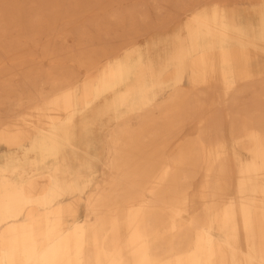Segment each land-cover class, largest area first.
I'll return each mask as SVG.
<instances>
[{
	"label": "bare ground",
	"instance_id": "1",
	"mask_svg": "<svg viewBox=\"0 0 264 264\" xmlns=\"http://www.w3.org/2000/svg\"><path fill=\"white\" fill-rule=\"evenodd\" d=\"M113 1L0 0V70L59 24L88 42L84 13L123 23ZM192 1L156 59L131 42L71 57L81 78L0 82L18 108L0 121V264H264V0Z\"/></svg>",
	"mask_w": 264,
	"mask_h": 264
},
{
	"label": "rangeland",
	"instance_id": "2",
	"mask_svg": "<svg viewBox=\"0 0 264 264\" xmlns=\"http://www.w3.org/2000/svg\"><path fill=\"white\" fill-rule=\"evenodd\" d=\"M117 1L119 2L117 3ZM196 1H200V3L218 1L231 5L234 3L239 5L245 3L244 0H194L192 4H195ZM135 5L138 6V11L132 17L130 16L131 14L125 13L127 8ZM114 7L122 9L125 15L123 23L111 19L109 16L110 12H88L82 14L80 20L99 22L97 27L93 25L82 29L81 32L89 38L88 42L75 33L73 26L63 29L64 27L59 24L52 36L46 37V35H43L38 44H30L25 47V51L30 53L25 60L28 62L27 65H13L14 61L16 63L19 59H5L3 65L5 69L0 70V82L5 80L12 81L15 89H18L22 74L28 69H40L43 79L46 78L50 71L53 74L55 72L57 74H73L81 78L84 74V69L78 63L71 62L69 60L71 57L79 55L82 51L109 55L131 42L137 43L142 48H145L147 44L154 43L150 53L156 59L157 55L163 54L166 42L158 45L156 43L172 40V37L181 28L188 14L186 10L188 8L182 9L176 4V0H159L157 4L154 0H115L107 6L109 10ZM143 17L146 19L142 20ZM66 32H69L70 35L65 37V39ZM46 49L54 52V54H51L52 57H41L42 52ZM254 86L252 92L248 94L249 98L258 92V85ZM47 88L48 86L44 87V89ZM17 110L18 108L10 105L1 106L0 121L4 120L7 115L16 113ZM103 123H105V120ZM105 132L106 128L95 127L90 140L91 153L101 158H103L106 152ZM1 150L3 148H0ZM164 152L166 153V151ZM94 168L100 170L101 165L99 161H95ZM84 215L85 207L82 205L79 216L84 217Z\"/></svg>",
	"mask_w": 264,
	"mask_h": 264
}]
</instances>
